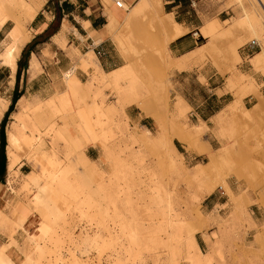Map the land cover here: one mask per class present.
I'll list each match as a JSON object with an SVG mask.
<instances>
[{
	"label": "rangeland",
	"instance_id": "obj_1",
	"mask_svg": "<svg viewBox=\"0 0 264 264\" xmlns=\"http://www.w3.org/2000/svg\"><path fill=\"white\" fill-rule=\"evenodd\" d=\"M140 1L133 4L124 2L129 10L123 14H129L131 10L135 12V20L130 21L131 31L124 34L126 43L121 42L119 35L123 26L121 18H118L117 25L104 31L113 42L118 62L124 66L120 71L127 74H123L116 83L95 81V71L89 61V56L96 59L92 51L80 57L81 69L72 64L76 71L83 69L87 72L85 76L76 73L82 81L74 72L78 85L75 96L79 97L78 105L74 107L79 108L87 122L81 124L80 119L69 121L64 132L67 137L72 135L71 138L77 137L81 141L77 151L83 156L86 173L91 176L90 187L95 191L97 204L95 209L106 211L107 216L114 210L118 211L139 228L141 247L134 264H167V250L156 242L157 237L165 236L161 228L167 203L172 215L194 233L199 249L210 254L212 264H264V95L259 91L264 84L260 78L264 79V29L256 26L258 12L264 18V11L257 0H215L218 5L212 18L205 19L207 22L200 29L203 36H208L205 46L184 57L187 66L188 62L202 65L207 61L217 68L235 96L217 111L219 114L216 112L205 123L203 131H199L194 128L197 122L189 115L191 109L185 102L184 106L180 103L178 108L181 109H175L182 97L174 90L172 68L166 65V53L158 42L163 35L149 17L148 8L141 6L144 0ZM153 8L156 18L160 17V9ZM222 9L229 13L221 14L224 20H218L216 31H228V34H215L214 37L203 34L201 30L218 19L217 13ZM26 14L25 9L20 12L12 9V15H20L23 25L29 19ZM107 24L104 29L110 22ZM253 38L259 40L261 48L248 55L244 46ZM258 53H261V60L256 56ZM244 64L252 67V74L239 70ZM199 78L205 82L201 76ZM187 91L190 93L187 97L197 100L205 95L197 83H191ZM248 94L254 99L243 103L242 98ZM257 102L261 103L259 107ZM130 106L153 118L147 129L155 135L157 142L142 145L133 140L132 133L143 132L136 120H130L126 115L125 110ZM45 141L49 144V136H45ZM55 145L58 157L64 159L63 141L58 140ZM90 147L95 148L93 153L88 151ZM107 150L112 152L114 164L117 162L114 168L106 155ZM218 153L224 155L218 171L204 166ZM22 162L19 167L25 173L30 170V164L25 161L26 165L22 167ZM197 169L202 172L196 185L192 178ZM9 177L5 162V168L0 170L4 192L7 184L15 186ZM226 187L230 190L226 191ZM211 193H222L228 198V203L206 210L202 201ZM6 197L5 194V200H8ZM13 209L20 212L17 202L13 203ZM76 213V216L72 213L71 217L68 216L71 222L77 220ZM36 220L32 217L26 228L33 230ZM106 222L110 226L107 218ZM83 226V232L86 230L89 234L97 230L101 236L100 245H91L89 250L82 252L75 250L76 257L84 264H114V250L119 251L120 247L108 239V228ZM75 231L78 234L80 229L76 226ZM63 240V247L67 248V239ZM2 241L0 236L1 248ZM120 258L124 260L126 257L121 254ZM183 262L187 264L185 260Z\"/></svg>",
	"mask_w": 264,
	"mask_h": 264
},
{
	"label": "bare ground",
	"instance_id": "obj_2",
	"mask_svg": "<svg viewBox=\"0 0 264 264\" xmlns=\"http://www.w3.org/2000/svg\"><path fill=\"white\" fill-rule=\"evenodd\" d=\"M104 1L109 5L112 0ZM262 1L257 0V3L264 11V0ZM143 2L141 6L145 5L148 8L149 17L153 19L163 35V38L159 39L158 42L166 53H164L166 55H164L166 65L178 69L187 67V63L184 61L185 56L172 57L167 48V43L180 35L185 29L163 13L161 0H144ZM126 6L123 4L121 10L109 11L111 14L107 15L110 28L117 25L118 18H121L123 26L119 35H121V42L124 43H126L124 34L131 31L130 21L135 20V12H132V10L129 14L124 13L123 16L116 15L117 11H128L129 9ZM154 6L161 11L159 18L155 16ZM37 7L38 3L34 5L32 0L28 2L24 0H0V26L8 20L14 23L11 33H8L11 34L13 41L11 40V45L4 48L6 50H3L4 52L1 55V60L8 66L13 67V60L16 58L15 55L18 53L20 46L18 38H23L25 32V26L20 15L13 16L12 9H17L18 12L25 9L27 18H30ZM138 8L136 9L139 10L144 7ZM133 11H135V8ZM257 15L259 22L255 21L257 22L256 26H260L262 30L264 29V18L259 12ZM217 25L216 20L209 22V25L201 31L203 34L213 35V37L215 34H228V31H216ZM232 25L230 26L232 27ZM100 41L101 39L97 38L96 43ZM204 46L205 44L198 48L201 49ZM256 56L261 60V53ZM89 61H91L95 71L93 79L97 82L116 83L126 73L124 70L120 71L124 66L109 72H103L98 60L89 56ZM75 69V66H71L63 73L60 82L62 89L55 90L44 101L35 104L31 103L29 97H22L19 102L17 101V109L11 115L6 130V174L10 175L9 178H12L15 186H7L8 184L5 186V194L8 200H5L3 206L0 207V236L3 240V246L0 247V264H84L76 257L75 250L79 252L89 250L91 245L99 247L101 236L97 233V230L91 234L86 230L83 232V224L89 228L93 225L96 229L99 226L108 228V239L113 244L117 243L120 247L119 251L114 250V264H129L130 259L131 264H134V260L139 256L141 247L139 228L127 221L118 211L114 210L112 215L107 216L106 211L101 212V210L95 209L97 204L94 199L95 191L90 187L91 176L86 173L83 156L78 154L77 151L81 141L77 137L71 138L72 135L67 137L64 132L69 121L80 119L81 124L87 122L79 108L74 107V105H78L79 99L75 96L78 93V85L74 79ZM180 103L183 106L185 104L180 99L176 103L175 109H181L178 108ZM260 105V102L256 103L257 107ZM4 106V100L0 101V109L5 108ZM183 106L181 107L183 108ZM99 122L98 120L97 123ZM205 127L206 125L203 122L194 124V128L199 131H203ZM140 129H142L143 134L140 131L131 134L134 141L138 140L137 142L142 145L157 142L155 135L148 131L146 127L140 126ZM45 136H49V144H46ZM58 140H62L65 145L64 159H60L56 152L55 144ZM169 144L173 151L179 154L176 148L171 143ZM106 155L110 159L111 167L114 168L117 162L114 164L112 161V152L107 150ZM223 159L224 155L218 153L210 158L209 163H204V166L207 165V168L210 167V169L218 171L222 166ZM23 160L30 164V170L25 173L19 167ZM201 172L197 169L193 174L192 179L196 185ZM226 188V191L230 190L229 187ZM14 202L18 203L20 212L13 209ZM165 208L167 209L164 214L165 222L163 228H161L165 236L157 237L156 242L163 244L167 250L166 263L185 264L182 263V260H185L187 264H212L210 254H205L199 249L194 233L186 229L184 222L172 215L168 203ZM74 211L77 212V220L71 222L68 216L71 213L75 215ZM32 217H36L37 220L32 226L33 230H29L26 228V224L27 220ZM106 218L108 222H111L110 226L107 225ZM76 226L77 229H80L78 234H75ZM63 238L68 241L66 242L68 243L67 248L63 247L65 242ZM121 254L126 257L124 260L120 258Z\"/></svg>",
	"mask_w": 264,
	"mask_h": 264
},
{
	"label": "crops",
	"instance_id": "obj_3",
	"mask_svg": "<svg viewBox=\"0 0 264 264\" xmlns=\"http://www.w3.org/2000/svg\"><path fill=\"white\" fill-rule=\"evenodd\" d=\"M32 1L34 5L38 3V7L24 25L26 31L23 38H18L20 46L13 60V67L5 64L1 60V55L6 50L4 48L11 45L13 41L11 34L8 33L13 29L14 23L8 20L0 26V101L4 100L5 103V108L0 109V134L1 130H4L5 144L6 130L19 100L22 97H29L31 103H37L44 101L55 90H60L62 72L69 69L73 63L80 68V57H85L92 51L104 71L109 72L122 67V64L118 62L113 42L104 33L105 30L110 29V24L107 29H104L110 22L107 16L108 11L122 9L117 7L113 0L109 5L104 0ZM123 1L133 4L136 0ZM161 4L163 13L185 29L167 43L172 57L186 56L207 41L208 36H203L200 29L207 22L205 19L212 18L218 2L215 0H161ZM226 13H229L227 9L220 10L217 13L218 19L213 21L216 20L219 24L218 20H224L221 19V14ZM116 15L123 16V12L117 11ZM99 37L101 41L96 43ZM200 38L203 39L202 42L199 41ZM188 63L185 68L171 69L172 84L175 92L191 109L189 115L197 123H207L235 96L227 88L224 75L209 62L206 61L202 65ZM76 69L75 75L77 73L85 76L87 73L83 69L84 72L80 70L81 68L77 71ZM239 70L252 74V67L249 64L241 65ZM88 71L92 69L88 68ZM200 76L205 82L200 80ZM76 77L82 81L77 75ZM260 78L264 82L263 77L260 76ZM191 83L199 84L205 93L199 100L192 96L187 97V94L190 96L187 88ZM259 91L264 95V84ZM253 99L254 96L248 94L242 98V102H250ZM125 112L130 120H136L139 126L148 128L153 123V118L140 112L137 107H127ZM88 149L91 153L95 151L93 147ZM24 165L26 164L22 162V167ZM3 184L0 181V207L5 200V192L1 188ZM227 203L228 198L222 193L219 195L211 193L203 199L202 207L212 210L217 205L222 206Z\"/></svg>",
	"mask_w": 264,
	"mask_h": 264
},
{
	"label": "built area",
	"instance_id": "obj_4",
	"mask_svg": "<svg viewBox=\"0 0 264 264\" xmlns=\"http://www.w3.org/2000/svg\"><path fill=\"white\" fill-rule=\"evenodd\" d=\"M113 2L117 7L123 8V4H124L123 0H113ZM260 48H261L260 42L256 38L249 40L244 46V49L246 50L248 55L250 52H253V50L260 49ZM97 53H99V51Z\"/></svg>",
	"mask_w": 264,
	"mask_h": 264
},
{
	"label": "trees",
	"instance_id": "obj_5",
	"mask_svg": "<svg viewBox=\"0 0 264 264\" xmlns=\"http://www.w3.org/2000/svg\"><path fill=\"white\" fill-rule=\"evenodd\" d=\"M202 38L199 39L202 42ZM5 137H4V130H1L0 134V170L5 168Z\"/></svg>",
	"mask_w": 264,
	"mask_h": 264
}]
</instances>
